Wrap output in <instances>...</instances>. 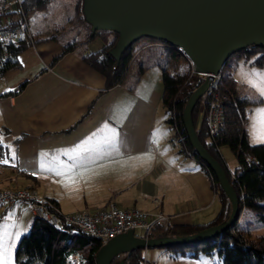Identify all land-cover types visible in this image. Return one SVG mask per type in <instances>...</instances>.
Instances as JSON below:
<instances>
[{"label":"crops","instance_id":"0c3cea01","mask_svg":"<svg viewBox=\"0 0 264 264\" xmlns=\"http://www.w3.org/2000/svg\"><path fill=\"white\" fill-rule=\"evenodd\" d=\"M49 36L40 37L45 41L39 44L34 37L18 55L20 66L0 76V136L3 145H10L15 152L13 160L9 149L1 145L0 159L8 157L9 162L0 163V189L34 188L55 201L63 214L103 209L114 201L122 209L160 210L170 225L211 222L221 203L210 179L196 161L169 145L171 129L159 89L163 47L151 44L142 48L138 54L141 68L129 75L130 83L106 89L104 76L83 60L87 51L101 47L98 38L89 43L88 50L77 46L64 52V42ZM153 51L158 55L146 59ZM22 84L23 88L13 93ZM99 129L103 131L88 140ZM103 135L109 136L114 146L98 144ZM251 139L250 135L249 143L260 142ZM77 145L81 147L77 149ZM72 149L76 151L62 154ZM42 164L52 170H42ZM68 167L73 173H82L70 185L54 174ZM6 178L10 179L7 185L3 184ZM9 214L11 232L25 234L33 218L30 206L0 205V223ZM6 239L12 241L13 237ZM164 252L148 251L147 256L156 264H171Z\"/></svg>","mask_w":264,"mask_h":264},{"label":"trees","instance_id":"16d2710c","mask_svg":"<svg viewBox=\"0 0 264 264\" xmlns=\"http://www.w3.org/2000/svg\"><path fill=\"white\" fill-rule=\"evenodd\" d=\"M46 2L47 0H23V11L28 17L30 12L43 7ZM81 7L82 0H77L75 16L84 27L81 28L84 31V38L63 40L64 52L77 46L88 50L89 43L98 38L102 43L101 47L87 51L83 55V60L88 66L104 76L106 89L123 82L132 64H134L138 50L151 44H159L163 47L165 58L160 64L163 86L161 104L165 109L166 123L177 139L179 152L198 163L200 169L210 179L214 192L221 203L220 212L207 224L158 226L152 230L150 237L189 235L211 225L224 222L231 209L229 199L220 187L215 174L191 146L182 119L183 109L189 96L203 82L204 78L191 72L190 64L177 48L150 37H143L130 45L121 54L117 63L109 51L115 45L118 34L108 30H99L91 35L90 25L85 22ZM80 32L78 30L75 35L79 36ZM50 36L47 38H56L52 33ZM33 40L34 34L30 30L29 17L28 31L24 42H15L7 38L0 39V76L8 70L20 66L18 55L34 42ZM237 53L240 55L256 53L253 63L258 67H264V47L249 46ZM23 85H20L13 93L20 91ZM218 91L219 94L226 96L222 113L224 128L218 130L214 135H210L207 133L202 117L197 126L200 115L199 100L193 108L192 121L200 143L223 168L236 193L238 218L219 236L196 243L169 245L163 248L172 254L188 248L194 252V255L200 252L208 254L216 249L222 256L224 264H264V230L252 236L250 228L248 226L243 227L238 222L240 214L245 208L264 209L262 203L264 199V142L258 144L248 142L247 107L252 102L239 95L235 83L230 76L224 75L223 72L218 83ZM259 102L257 101V103ZM224 145L228 146L237 160V166L232 173L229 172L220 152V147ZM1 148L0 145V152ZM10 187L14 188L15 186L5 188ZM49 200L57 207L55 201ZM261 221L264 226V215L261 216ZM101 246L102 243L99 239L79 230L70 227L66 232L57 231L42 219L33 217L28 232L23 234L17 242L14 261L15 264H96L95 255ZM120 260H123V264H141L143 260L142 249L119 254L113 259L112 264L118 263Z\"/></svg>","mask_w":264,"mask_h":264},{"label":"water","instance_id":"95a60500","mask_svg":"<svg viewBox=\"0 0 264 264\" xmlns=\"http://www.w3.org/2000/svg\"><path fill=\"white\" fill-rule=\"evenodd\" d=\"M81 11L93 35L99 30L118 34L110 54L118 63L134 42L150 37L182 50L194 63L196 73L217 74L236 52L249 46L264 47V0H82ZM209 85L208 78L189 96L182 113L191 146L215 174L230 202L228 218L195 233L175 237L144 239L132 230L103 244L95 255L96 264H112L122 253L196 243L219 236L238 218V200L220 164L200 143L192 111ZM115 264H123L120 260Z\"/></svg>","mask_w":264,"mask_h":264},{"label":"built area","instance_id":"2783aa9c","mask_svg":"<svg viewBox=\"0 0 264 264\" xmlns=\"http://www.w3.org/2000/svg\"><path fill=\"white\" fill-rule=\"evenodd\" d=\"M22 3L23 0H0V39L7 38L15 42L26 40L28 17L23 11ZM178 51L187 59L191 72L196 73L192 60L182 50ZM221 73L222 69L217 74L196 73L203 78L207 77L209 82L207 89L199 98V108L207 133L210 135L224 128L222 113L226 96L219 94L218 91ZM153 202L159 201L153 199ZM15 203L29 205L33 217L42 219L57 231L66 232L71 227L99 239L102 245L129 230L138 237L148 239L156 227L169 225L168 217L160 210L122 209L117 207L114 201H110L103 209H84L63 214L49 198L34 188L0 189V205ZM141 264L156 263L144 257Z\"/></svg>","mask_w":264,"mask_h":264},{"label":"rangeland","instance_id":"374dc122","mask_svg":"<svg viewBox=\"0 0 264 264\" xmlns=\"http://www.w3.org/2000/svg\"><path fill=\"white\" fill-rule=\"evenodd\" d=\"M77 0H47L46 4L41 7L33 10L28 15L29 17V26L31 32L34 34V37L37 38V43L40 41H45L40 37H45L49 34H54L59 38L60 41L65 39H78L84 38V31L81 28H84L81 23L77 20L75 16V4ZM80 30V35L77 36L75 33ZM138 41V40H137ZM136 41V42H137ZM160 49V48H159ZM141 49L137 52V57L135 58L134 64L130 68V73L124 78L122 82L125 86L130 83L132 79H130L129 75L134 72V69H139L140 58H138V54ZM158 55L157 51H153L151 54L146 56V59L149 57H155ZM255 54H239L235 53L226 61V63L222 67V72L224 75L230 76L231 80L235 83V87L241 97H246L249 101L252 102L248 109V120H247V139L251 135V142H253L252 134L250 133L251 123H253V114L257 108H264V96L261 95L260 89L264 88V84L260 82V75L264 73V67L256 66L253 61L255 59ZM144 57V60H146ZM157 69V67H156ZM148 72L147 77L148 81L151 79V72ZM255 74V75H254ZM146 79V78H145ZM147 82V80H145ZM145 82V84H146ZM162 81L159 82V89L162 90ZM257 101H260L257 103ZM161 111L164 109L161 107ZM200 113V108H199ZM169 130V145L177 146V139L174 137V134ZM249 142V141H248ZM263 143V142H259ZM250 144H258V143H250ZM174 146V147H175ZM178 147V146H177ZM220 151L222 156L227 164V168L229 172H234L237 166V160L234 153L228 148V146H221ZM10 179L6 178L3 181V184H9ZM19 184V182L13 181V184ZM23 184V182H20ZM39 188L44 187H38ZM264 204V199L262 200ZM264 215V209H252L245 208L240 214L238 222L243 227H249L251 230L252 236L257 233H260L264 230V226L261 221V216ZM10 224H8L7 231L11 232ZM28 232V231H27ZM137 233V232H136ZM20 235L19 238H21ZM7 238V237H6ZM19 240V239H18ZM17 244V243H16ZM11 249L12 256V264H15L14 261V252L16 245ZM163 247L156 248H147L142 249V256L147 260L154 259L150 258V255L147 256L148 251H156L157 253L164 252ZM165 259L171 261V264H224L222 260V256L219 255L216 249L212 252L206 254L203 252L194 255L193 251H190L188 248L183 249V251L178 252L176 254H172V252H164Z\"/></svg>","mask_w":264,"mask_h":264},{"label":"snow or ice","instance_id":"6c2138e0","mask_svg":"<svg viewBox=\"0 0 264 264\" xmlns=\"http://www.w3.org/2000/svg\"><path fill=\"white\" fill-rule=\"evenodd\" d=\"M255 75V74H254ZM260 75V82L264 84V73L259 74ZM261 95L264 96V88L260 89ZM103 131V129H99L97 133H93L91 137L88 138V140H91L93 137H96L99 132ZM252 134L255 139H258L260 142H264V108H257L253 114V124H252ZM112 136H115V133H112ZM88 140L82 142V144H86ZM98 144H104L109 147L114 146L112 139L107 136L103 135L100 137V139L97 141ZM0 145H3V137L0 136ZM4 147L9 149L11 159H15V152L11 149L10 145H3ZM81 146L77 145L76 148L79 149ZM68 151L75 152L76 149L72 150H63L62 154H67ZM8 157H5L4 159H0V163H8ZM60 167H65L63 164H60ZM42 170H52L45 168V165H41ZM55 175L57 176H63L64 183L66 185H70L73 183H76V177L78 175H82V173H73L72 167H68L66 171H59L56 170ZM5 222L0 223V264H12V256H11V249L15 246L14 239L18 238L20 233L19 230H17L15 233L8 232V222L12 220V215L9 214V216L5 217ZM12 227H16L18 229V226L15 224L11 225ZM13 237L12 241H9L6 239V237Z\"/></svg>","mask_w":264,"mask_h":264}]
</instances>
